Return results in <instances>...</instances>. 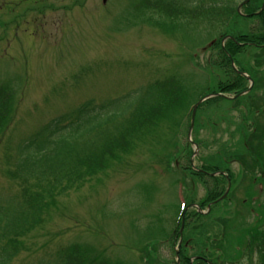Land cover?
I'll use <instances>...</instances> for the list:
<instances>
[{
  "label": "trees",
  "instance_id": "16d2710c",
  "mask_svg": "<svg viewBox=\"0 0 264 264\" xmlns=\"http://www.w3.org/2000/svg\"><path fill=\"white\" fill-rule=\"evenodd\" d=\"M3 1L0 28L5 32L3 35L9 47L15 42L16 24L26 22L31 27L37 24L43 26L46 11L57 9L53 4H47L49 0H38L35 4L29 1L22 3L20 0L17 5L13 3L14 0H0V5ZM68 1L70 5H64L63 8L69 11L85 3V0ZM263 1L249 0L243 5L247 15H240L234 0H200L199 4L195 0H128L132 13L127 11V14L133 16L142 10L155 9L172 19L179 13L188 14L187 10L194 7L199 12L207 10V14L220 19L218 21L227 22L220 36L230 35L233 39H228L224 48L217 42L219 50L211 65L213 68H222L223 73L209 72L207 79L204 77L203 82L194 83L190 88L185 86L181 78L159 75L137 89L116 93L112 97L95 93L94 97L88 96L69 111L51 118L33 134L17 139L13 145V137L16 139L17 134L9 137L6 143L9 145H4L8 154L4 159L3 173L9 180L16 181V190L11 195L10 190H0V264H176L173 259L167 260L161 256V247H170L174 255L182 209L178 202L162 205V215L140 230L137 240H132L137 243L131 242L133 247L128 251L134 252L127 253V259L112 255L111 252L116 248L110 239L107 248L100 243L73 242L59 245L55 250H47L49 241L41 238L44 236L38 239L37 236L33 237V232L42 228L53 212H60V196L80 189L92 179L99 181L100 174H106L117 164L123 163L134 168L141 164L154 171L158 170L160 164L167 172H171L170 164L176 159L186 165H181L182 179L177 182L181 185L179 190L176 188L177 197L183 200V207L195 201L196 189L195 185L192 187V182L197 181L205 188V194L198 200V205L205 208L223 194L228 182L226 176H212L211 173L224 171L231 181L228 194L213 203L208 213L201 214L196 209L185 212L179 264H231L241 253L250 255L254 248L258 250L264 264V206L255 208L259 214L256 221L246 223L244 216V210L249 212L252 207L256 181L245 183L244 197L237 198L233 190L238 180L230 172L228 164L231 159H237L243 165H247L248 160L264 162V125L254 130V123L246 120L251 112L246 104L247 113L242 115L241 124L231 134L238 137L204 158L202 169L210 174L192 170V150L180 137L189 124L188 121L182 123V117L189 109L191 92L194 96L202 92L198 97L209 92H232L237 95L246 89V79L233 70L229 56L235 61L243 55L249 62L247 48L264 50ZM254 59L256 68L240 66L238 69L248 71L257 84L264 80V73L258 69L264 64V57L255 56ZM221 99L223 97H214L207 102ZM15 101L13 81H0V139L13 119ZM234 107H238L237 102ZM161 129L167 133L158 137L157 133ZM255 139L258 145L254 143ZM148 141L152 148L150 157L140 163L131 162L139 145ZM187 175L192 178L191 184L185 180ZM170 211H174V216L168 218L166 214ZM101 213L102 219H105V212L101 210ZM96 214L94 210V217ZM100 230V224L94 223L92 231L98 235L96 231L103 233ZM25 252L30 253V256L20 259V254ZM122 254L125 253L117 255Z\"/></svg>",
  "mask_w": 264,
  "mask_h": 264
},
{
  "label": "rangeland",
  "instance_id": "374dc122",
  "mask_svg": "<svg viewBox=\"0 0 264 264\" xmlns=\"http://www.w3.org/2000/svg\"><path fill=\"white\" fill-rule=\"evenodd\" d=\"M19 1L14 0L13 3L17 5ZM28 1L31 4L38 2H21ZM98 1L85 0V10L88 11L79 15L75 7L72 13H65L63 7L70 5L68 0H49L47 4L62 9L47 10L43 26L37 24L31 27L26 22L16 24L14 44L6 46L5 52L3 47L0 48V81H13L15 103H18V109L15 111L20 121L18 124L15 118L0 141V159H3L0 163L4 164L8 154L4 145H9L6 144L10 140L9 137L17 134L16 139L13 137V145L17 139H22L43 122L46 124L51 118L69 111L88 96L94 97L95 93L112 97L116 93L122 94L126 90L129 92L137 89L147 80L159 75L181 78L188 88L194 83L203 82L204 76L192 64L191 59L195 51L212 35H209L206 29L203 30L200 23L186 22L184 19L170 21L174 30L172 34L166 35L161 31V26L167 24H161L160 18L155 14L153 15L156 18L152 21L158 22L154 23L156 26L139 21L140 16H147L149 12L142 10L137 16L127 14V11L132 13L128 0H110L111 4H108L107 10L99 9ZM13 3L11 2L15 7ZM3 6L4 1L0 9H3ZM91 9L93 12H89ZM60 13L65 15L61 19ZM65 21H72L67 27L68 38L58 32L60 22L64 24ZM63 28L64 34L66 31ZM250 50L257 51L256 48ZM209 54L210 51L206 50L204 54L199 55L201 64ZM238 60L240 57L236 62ZM197 94L194 96L191 92V98L194 96L195 99ZM105 97L103 98L106 99ZM243 100L251 109L250 116L253 115V106L260 107L263 104L256 87L238 102ZM217 103H204L200 108L201 112L205 109L202 113L199 112V116L203 115L208 126L211 125V115L215 116V120L227 121L229 118L228 112L232 102ZM231 117L234 120L237 114H231ZM18 127L19 132H16ZM31 127L32 129L27 131ZM204 131H199L198 138L204 140L201 154L207 156L227 141L228 135L208 136ZM164 133L167 131L161 129L157 135L160 137ZM183 138L182 135L181 139ZM149 144L148 141L139 145L130 161L139 162L145 155L149 158L152 149ZM156 150L160 151L159 148ZM197 163L199 161L194 164ZM4 167L5 165H0V190H10L13 194L15 187L11 186L12 182L2 173ZM137 170L133 171L127 164H117L106 176L101 177L100 184L90 188L84 185L83 189L60 196V212H53L42 228L33 232V237L37 236L38 239L44 236L46 239L41 238L49 241L47 250H55L59 245L73 242L100 243L105 244L104 247L107 248L110 239L114 241L116 248L111 252L112 255L127 259L126 254L134 252L128 251L133 247L131 242L137 243L132 240L136 239L141 224L146 221H133V214L135 213L136 217L139 215V204L146 210L141 214V217L145 218V215L156 213L160 204L171 205L177 199V190L172 180L159 178L155 172L141 164L137 166ZM122 172L124 173L120 174ZM145 188L148 189L147 193ZM203 193L202 187L197 185L196 197H201ZM145 195L149 196L150 202L142 203L146 200ZM98 203L101 206L102 203L105 204V210L109 212L105 219L101 217V206ZM96 207L99 208L95 209ZM94 210L98 213L95 217ZM77 222L78 224L73 226ZM94 223L100 224V231L103 233L96 231L97 235L92 231ZM127 245L131 247H125ZM121 253L125 254L117 255ZM162 254L165 259L170 257L167 248H163ZM28 256L30 253L25 252L20 254L19 258L23 260Z\"/></svg>",
  "mask_w": 264,
  "mask_h": 264
}]
</instances>
